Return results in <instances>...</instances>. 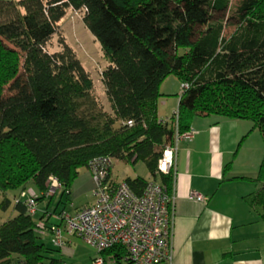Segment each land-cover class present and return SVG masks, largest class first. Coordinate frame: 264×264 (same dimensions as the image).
<instances>
[{"label":"trees","instance_id":"1","mask_svg":"<svg viewBox=\"0 0 264 264\" xmlns=\"http://www.w3.org/2000/svg\"><path fill=\"white\" fill-rule=\"evenodd\" d=\"M231 1L0 0V208L13 202L15 211L0 223V264H61L51 227L64 209L50 223L46 208L36 222L37 207L29 214L20 197L29 183L37 205L56 193L45 195L50 177L69 195L78 170L108 156L145 164L150 179L122 180L134 193L150 180L171 191L174 172H159L158 159L198 116L250 120L264 139V0ZM68 9L100 45L110 111L71 46H51ZM169 75L181 83L176 126L157 114ZM240 179L259 184L242 198L264 221V154L256 177ZM124 254L121 246L102 252L116 264Z\"/></svg>","mask_w":264,"mask_h":264},{"label":"crops","instance_id":"2","mask_svg":"<svg viewBox=\"0 0 264 264\" xmlns=\"http://www.w3.org/2000/svg\"><path fill=\"white\" fill-rule=\"evenodd\" d=\"M161 85L157 114L167 120L162 106L171 100L170 110L176 111L180 91L161 89ZM190 128L194 130L191 137L176 144L171 189L172 257L170 262L157 264H264V221L242 198L258 183L240 179L257 175L264 154L260 131L250 120L217 115L195 117ZM110 178L124 180L114 175L113 167ZM92 188L87 168L83 172L79 169L69 194L77 189L92 193ZM191 192L205 199L196 200L190 197ZM104 259L116 264L111 256Z\"/></svg>","mask_w":264,"mask_h":264},{"label":"built area","instance_id":"3","mask_svg":"<svg viewBox=\"0 0 264 264\" xmlns=\"http://www.w3.org/2000/svg\"><path fill=\"white\" fill-rule=\"evenodd\" d=\"M176 111L172 115L175 126ZM127 123L131 125V121ZM193 133L191 128L182 134L175 133L173 144L166 145L158 159L159 172H174L176 144ZM112 165L113 160L108 156L89 160L87 169L93 182L94 202L73 213L63 210L57 214L55 217L62 224L51 227L52 244L62 254H70L66 236H77L96 251L93 264H105L102 252L113 246L123 247V264L170 262L171 191L162 183L150 180L143 191L136 194L124 181L111 180ZM46 187L45 195L52 196L60 185L50 177ZM26 193L21 192L20 197H26L28 213L33 215L37 204L31 197L32 191ZM190 197L199 201L205 199L197 192H191Z\"/></svg>","mask_w":264,"mask_h":264},{"label":"rangeland","instance_id":"4","mask_svg":"<svg viewBox=\"0 0 264 264\" xmlns=\"http://www.w3.org/2000/svg\"><path fill=\"white\" fill-rule=\"evenodd\" d=\"M237 1L238 0H232L231 4L234 6ZM57 24L58 28L51 43L52 48H58V40L60 39H64L66 43L71 46L79 60L90 72L94 82V90L98 96V99L103 104V106L108 111H110L109 103L105 98L103 87L100 82V72L106 66V60L103 56L100 45L83 25L82 14L72 9H68L65 16ZM162 88H166L167 90L176 93L181 91V83L175 75H169L163 80L161 89ZM171 103L172 101L169 100L166 105L162 106V113H166L165 116H167L168 119L172 117V111H175L176 109L170 110ZM112 167L113 173L118 177V179L126 177L132 178L136 176H140L144 179L151 178L150 173L142 161H137L135 164L131 165L121 160H113ZM85 168L86 167H81L80 171L83 172ZM27 188V191L32 189L35 193H39L32 183H29ZM60 192L61 190L57 189L56 193L51 199L43 198L38 202L37 213L33 216V219L36 222L39 221L40 210L43 211L47 208V212L51 215L49 217V222L51 223L56 221L54 220L52 214L53 212L58 213L61 209L72 212L75 209H80L85 205L92 204L94 200V196L92 195L91 191L86 189H77L75 193L73 192V194L63 196H61ZM2 197L3 194L0 192V203ZM8 197L12 199V194L9 193ZM13 205V202H11L10 206L6 210H2L0 208V223L5 222L7 219L15 215ZM43 239L45 242L49 243L47 235L44 234ZM69 245L71 249L70 254H57L61 260V264H93V259L95 256H97V253L81 238L77 236H71L69 239ZM13 256L16 255L13 254ZM105 262V264H114L112 261H109V259H105Z\"/></svg>","mask_w":264,"mask_h":264}]
</instances>
